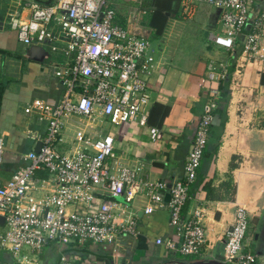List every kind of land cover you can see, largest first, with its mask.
Here are the masks:
<instances>
[{
	"label": "crops",
	"instance_id": "crops-1",
	"mask_svg": "<svg viewBox=\"0 0 264 264\" xmlns=\"http://www.w3.org/2000/svg\"><path fill=\"white\" fill-rule=\"evenodd\" d=\"M26 1L0 0V137L4 140L0 186L26 164L22 155L35 149L38 135L46 129L45 123L26 114L24 107L33 99L55 104L63 92L61 82L53 74L62 57L47 46L22 44L10 27L14 16L27 17ZM259 3L256 9L262 7L263 11L264 4ZM114 7L115 22L145 35L155 55L149 80L147 124L112 125L99 113L94 120L72 116L64 119L58 150L72 152L78 128L93 135L108 133L114 138L111 165L135 169L140 178L152 182L170 184L181 179L203 113L205 91L213 85L207 78L208 64L227 63V77L221 83L207 151L189 187L182 213L188 219L194 210H201L206 242L210 245L208 253L183 255L156 243L157 237L175 239L165 190L161 192L162 206L152 204L145 193L135 195L131 201L115 198L116 213L137 221V237L123 236L115 245L105 248L91 242H50L37 261L21 264H58L60 254L73 247L82 253L77 264H218L223 262L225 233L238 205L248 212L244 249L264 255V68L258 62L247 64L241 76L243 86L239 91H231L236 59L250 24L238 35L234 48L227 50L211 39V35L220 32L221 12L205 0H194L193 4L189 0H144L142 4L136 0H115ZM139 7L143 12L136 14L134 20L132 14ZM149 126L162 130L160 140L150 139ZM214 143H218L217 150L209 156ZM96 191L100 195L106 193L101 187ZM149 205L152 211L146 214L144 210ZM72 209L68 207L69 211ZM2 227L0 224V230ZM0 264L18 263L8 251L0 249Z\"/></svg>",
	"mask_w": 264,
	"mask_h": 264
},
{
	"label": "built area",
	"instance_id": "built-area-1",
	"mask_svg": "<svg viewBox=\"0 0 264 264\" xmlns=\"http://www.w3.org/2000/svg\"><path fill=\"white\" fill-rule=\"evenodd\" d=\"M142 4L144 0H136ZM193 4L194 0H189ZM220 9V32L211 35L219 47L234 48L235 41L249 23L241 53L231 77V91L243 86L241 76L247 64L258 62L264 68V10L253 14L255 0H205ZM115 0H27L26 18L14 16L10 27L24 45L47 46L62 57L53 74L63 92L55 104L33 99L24 107L45 123L38 135L40 147L22 155L26 164L0 186V249L8 251L18 264L35 262L50 242L82 245L87 242L104 248L123 236L137 237L138 223L116 213L115 198L131 201L147 194L152 204L162 206V191H169V224L175 239L157 237L156 243L183 255H203L210 247L200 209L188 219L182 208L188 190L196 179L209 129L218 106L220 84L227 77V63L210 62L207 78L213 85L206 89L203 113L195 129L183 168V177L172 183L152 182L138 176L135 169L111 165L114 138L108 133L90 134L78 128L71 153L58 150L64 119L79 116L94 120L99 113L112 125L136 122L147 124L150 103L149 80L155 67V55L148 38L136 30L115 22ZM143 12L137 8L133 13ZM242 100V99H241ZM150 139L157 141L163 132L148 127ZM37 142V143H38ZM36 143V144H37ZM4 140L0 137V162ZM41 174L45 175L42 177ZM104 188V195L98 194ZM112 199V200H111ZM68 207H72L71 211ZM152 206L145 208L151 213ZM249 225L248 212L236 206L233 222L225 233L223 262L226 264H264V255L244 249ZM82 253L76 248L60 254L58 264H77Z\"/></svg>",
	"mask_w": 264,
	"mask_h": 264
},
{
	"label": "trees",
	"instance_id": "trees-1",
	"mask_svg": "<svg viewBox=\"0 0 264 264\" xmlns=\"http://www.w3.org/2000/svg\"><path fill=\"white\" fill-rule=\"evenodd\" d=\"M261 2L262 4H264V0H255L254 1V5L252 7V10L255 12V14H261L263 11H262V7H260L261 9H256V7L260 6V3ZM262 6V5H261ZM232 67V66H231ZM264 81V77L263 75L261 76V82L263 83ZM222 83V82H221ZM220 89H221V84H220ZM207 145V144H206ZM217 147H218V143H214L211 148H210V151H208V155L210 156L212 153H214L216 150H217ZM206 150L204 149V152H203V155L205 154V151H207V147L205 146ZM202 155V157H203ZM186 204V203H185ZM184 204V206H185ZM184 206L182 208V213H183V209H184ZM79 250V249H78Z\"/></svg>",
	"mask_w": 264,
	"mask_h": 264
},
{
	"label": "water",
	"instance_id": "water-1",
	"mask_svg": "<svg viewBox=\"0 0 264 264\" xmlns=\"http://www.w3.org/2000/svg\"><path fill=\"white\" fill-rule=\"evenodd\" d=\"M50 0H48L46 3H49ZM40 147V142L37 143L36 147H35V150L37 151ZM170 198V193L169 191H166V194H165V200L168 201ZM4 222V218L2 216H0V224H3ZM218 264H226L224 262H218Z\"/></svg>",
	"mask_w": 264,
	"mask_h": 264
}]
</instances>
